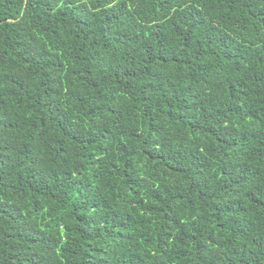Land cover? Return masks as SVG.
Returning a JSON list of instances; mask_svg holds the SVG:
<instances>
[{"label": "trees", "instance_id": "16d2710c", "mask_svg": "<svg viewBox=\"0 0 264 264\" xmlns=\"http://www.w3.org/2000/svg\"><path fill=\"white\" fill-rule=\"evenodd\" d=\"M0 264H264V0H0Z\"/></svg>", "mask_w": 264, "mask_h": 264}]
</instances>
